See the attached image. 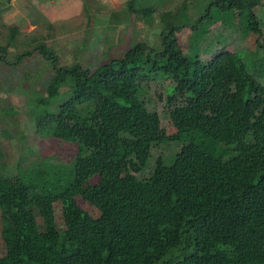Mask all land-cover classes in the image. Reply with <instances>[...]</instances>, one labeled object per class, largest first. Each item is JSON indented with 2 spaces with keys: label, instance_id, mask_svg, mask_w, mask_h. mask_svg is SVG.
<instances>
[{
  "label": "trees",
  "instance_id": "obj_1",
  "mask_svg": "<svg viewBox=\"0 0 264 264\" xmlns=\"http://www.w3.org/2000/svg\"><path fill=\"white\" fill-rule=\"evenodd\" d=\"M228 1L237 38L259 36L260 0H215L195 20L179 10L158 46L135 42L93 71L60 66L44 43L33 47L51 73L40 103L29 97L35 132L79 147L68 164L38 158L9 166L0 146V264H264V82L206 38ZM134 2L127 1L128 12L153 13L131 9ZM185 27L186 52L176 39ZM6 36L1 63L30 57L25 51L6 61L7 49L23 43L17 29ZM257 62L264 68V55ZM161 79L184 98L170 111V136L138 97L142 83ZM168 143L179 152L156 160L146 178L132 175Z\"/></svg>",
  "mask_w": 264,
  "mask_h": 264
},
{
  "label": "rangeland",
  "instance_id": "obj_2",
  "mask_svg": "<svg viewBox=\"0 0 264 264\" xmlns=\"http://www.w3.org/2000/svg\"><path fill=\"white\" fill-rule=\"evenodd\" d=\"M70 1L74 4H56H59L55 6L59 17L50 29L40 31L38 28L29 33L25 31L18 38L23 43L9 47L4 56L6 61L12 62L17 54L29 51L30 57L22 58L15 66L0 62V146L7 154L6 162L9 166L18 161L38 158L51 165H64L73 161L78 153L77 143L41 136L35 132L34 112L28 106L29 97H35L40 103L39 97L46 95L43 89L48 86L51 78L48 65L33 49L37 43H44L52 49L58 56L60 66L79 63L93 71L109 59L122 58L135 42L158 46L163 38L161 35H164L163 32L174 21V15L179 10L184 12L185 7L189 19L195 20L202 7L215 0H135L131 9H153V13L146 17L128 12L126 3L130 0H118L123 1L120 4L116 0ZM222 8V19L209 28L207 41L214 39L217 50L235 53L240 67L264 82V68L257 62L264 55V0H260L254 10L260 21L261 34L257 37L250 34L242 41L237 38L234 28L237 22L231 21L233 3L228 1ZM189 36L190 29L187 27L176 34L177 44L182 51L186 52ZM7 42V37L0 36V46H5ZM209 58L203 56L206 63ZM138 97L143 100L147 110L158 114L162 133L172 135L175 130L170 120V111L184 103V98L173 92L170 81L161 79L144 82ZM179 150L180 146L173 143L153 148L145 169L132 175L138 179L146 178L156 160L167 162ZM95 182V179L91 180L92 184ZM77 204L92 217L98 216L97 211L83 200L78 198ZM62 208V204H54L55 224L59 229L63 228ZM37 222L41 224V219L38 218ZM1 231L0 216V257L6 251Z\"/></svg>",
  "mask_w": 264,
  "mask_h": 264
},
{
  "label": "crops",
  "instance_id": "obj_3",
  "mask_svg": "<svg viewBox=\"0 0 264 264\" xmlns=\"http://www.w3.org/2000/svg\"><path fill=\"white\" fill-rule=\"evenodd\" d=\"M112 1V0H111ZM119 4L123 1L116 0ZM70 0H0V36L12 28L22 36L25 31L50 29L59 17L55 9L57 3L66 6ZM74 4V2H73ZM41 28V29H40ZM6 34H5V33ZM4 33V34H2Z\"/></svg>",
  "mask_w": 264,
  "mask_h": 264
}]
</instances>
